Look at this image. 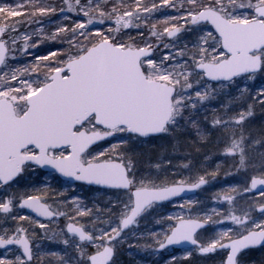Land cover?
<instances>
[{"label":"snow or ice","instance_id":"obj_1","mask_svg":"<svg viewBox=\"0 0 264 264\" xmlns=\"http://www.w3.org/2000/svg\"><path fill=\"white\" fill-rule=\"evenodd\" d=\"M0 14L22 17L0 25V264H117L125 246L240 264L264 246V0H26ZM44 43L59 48L36 54ZM213 141L243 180L209 207L183 197L218 176L193 159ZM37 170L76 182L71 199L50 182L19 190ZM85 185L111 195L89 207ZM166 203L177 210L158 213Z\"/></svg>","mask_w":264,"mask_h":264},{"label":"rangeland","instance_id":"obj_2","mask_svg":"<svg viewBox=\"0 0 264 264\" xmlns=\"http://www.w3.org/2000/svg\"><path fill=\"white\" fill-rule=\"evenodd\" d=\"M46 2L55 4L57 9H59L63 5V0H46ZM124 2L134 3V0H124ZM143 2L147 4H151L152 0H143ZM156 2L159 3L160 0H156ZM23 3H26V0H0V4H9L13 6H15L16 4H23ZM69 16L75 18L74 14L72 13H69ZM20 19H22V17H15V18L9 17L7 20H5L4 15L0 14V25L13 21V20H20ZM52 19L54 21H58L62 18L53 17ZM156 19H163V16L157 15ZM64 23L70 24L71 21H67ZM33 27H35V25H33ZM96 27H100V26L97 25ZM159 27L162 29L163 25H160ZM26 28H28L27 24L23 25L20 31H24ZM47 30L52 31L53 28L51 26H47ZM146 31L147 30L145 29V32ZM132 34L136 35L135 32H133ZM137 38L139 39V37ZM194 39L195 37L193 36H185L184 41L182 42H186V41H190ZM58 48H59L58 44L44 43L39 46L38 50H36V54L47 55L50 51H55ZM26 59H31V57H28ZM262 84H264V81H261V80L256 81L257 87H259ZM257 111H259V109H257ZM262 120H264V118L257 117L255 124L258 126ZM222 147L223 145H220V147L217 148L215 141H213V144H210L206 148H204L200 154H196L195 152H193V159L195 160L197 168L201 170V174H202V170L205 167H207L209 172L215 170L216 164L218 163L221 164V170L219 171V174L215 179L209 178L210 179L209 184L206 185L203 189L197 190L196 195H194L192 198H189V199L201 201L209 205V207H211L213 206L212 197L217 192H223L224 190H226L228 185L240 184L242 182L243 177L240 175L226 176V173H228L229 171L234 172L235 170L230 168V161L229 163H224L220 158H218L217 152L219 150H222ZM184 151L186 152L188 150L185 149ZM204 153H207L208 156L211 157V159L208 161H205ZM158 155L159 153L152 154L153 162L156 161ZM184 162H187V161H183L179 158L174 159L173 161L174 164H180ZM195 172H196V169L193 170V174H195ZM185 175H188V173H185ZM49 182L52 184V189H59L60 191H63L65 188H67L68 189L67 197L71 199V197L73 196L72 186L74 184L64 181L62 179H52L50 178V174L48 171L37 170L36 173L21 180L19 190L21 191L25 189L31 190L30 186L40 188V189H45L46 184ZM52 189H47V191L51 192ZM75 195L81 198L85 203L87 201H90L93 203L94 201L107 200L109 195H111V191L104 190V189H98V188L89 189V188H84L81 186V187L75 188ZM223 207L226 208L227 206L224 205ZM20 214H26V213H24L23 210H20ZM63 223L64 221L61 220L60 221L61 226L63 225ZM148 226L150 228L154 227L152 223H149ZM222 227L223 225L209 227L205 230L204 235L206 237L211 236L212 234H214V232L218 231ZM39 231L40 230L37 228V232ZM44 247L46 250L50 248L51 250L59 251L60 248H62V245H59L56 243L48 244V242L45 241ZM171 255L172 254H169V250H166L161 256H154L148 252L137 251L135 249H128L125 246L124 248L119 250L116 256V261H117V264H165V260L169 258ZM176 256L178 257V259L179 257L183 258V254H178ZM199 256L200 257L198 261L196 262V264L197 263L207 264L209 262L208 258H213L212 256H209V255H204L201 257V255L199 254ZM214 258H215L214 264L219 263V261L221 260L217 256H215ZM239 260H240V264H264V246L242 252L239 256ZM186 262L187 261H184L183 264H185Z\"/></svg>","mask_w":264,"mask_h":264},{"label":"flooded vegetation","instance_id":"obj_3","mask_svg":"<svg viewBox=\"0 0 264 264\" xmlns=\"http://www.w3.org/2000/svg\"><path fill=\"white\" fill-rule=\"evenodd\" d=\"M69 183H72V182H69ZM75 183L76 182H74L72 184H75ZM82 187L89 188V189H97L96 186H87V185H85V186H82ZM108 191H110V190H108ZM196 193H197V191L194 194L190 193V194L184 195L183 198L184 199L192 198L194 195H196ZM177 202L178 203L181 202V198H177ZM86 203L88 204L89 207L93 206V203L90 202V201H87ZM176 210L177 209L174 208V206L172 204H167L166 203L163 207H161V208L158 209V213L167 215V214L172 213V212H174ZM23 212L26 213V214L31 215V213L26 212V210H23ZM259 247H261V246H258L256 248H259ZM252 249H254V248H252ZM252 249H248V250H252ZM168 250H169V254H172V255L183 254V252H184V250L182 248H180V247H176L174 249H168ZM248 250H246V251H248ZM207 255L213 257V258H208L209 259V262L207 264H214V261H215V258L214 257L217 256L219 259H221V257L224 254L223 253H215V254H207ZM202 256H204V255H201V257ZM199 257H200L199 256V253H194L193 256L190 257L189 260L185 264H196V262L198 261ZM179 259L182 261V264H183L184 263L183 258L182 257L181 258L179 257ZM216 264H220V261H219V263H216Z\"/></svg>","mask_w":264,"mask_h":264},{"label":"trees","instance_id":"obj_4","mask_svg":"<svg viewBox=\"0 0 264 264\" xmlns=\"http://www.w3.org/2000/svg\"><path fill=\"white\" fill-rule=\"evenodd\" d=\"M168 11H171V10H168ZM159 15V14H158Z\"/></svg>","mask_w":264,"mask_h":264},{"label":"water","instance_id":"obj_5","mask_svg":"<svg viewBox=\"0 0 264 264\" xmlns=\"http://www.w3.org/2000/svg\"><path fill=\"white\" fill-rule=\"evenodd\" d=\"M187 194V193H186ZM179 247V246H178Z\"/></svg>","mask_w":264,"mask_h":264}]
</instances>
